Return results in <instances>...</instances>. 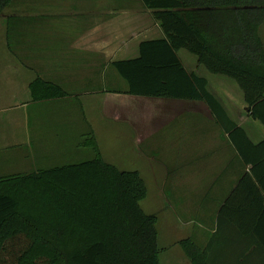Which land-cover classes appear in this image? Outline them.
I'll list each match as a JSON object with an SVG mask.
<instances>
[{"label":"trees","instance_id":"trees-1","mask_svg":"<svg viewBox=\"0 0 264 264\" xmlns=\"http://www.w3.org/2000/svg\"><path fill=\"white\" fill-rule=\"evenodd\" d=\"M139 1L164 35L142 41L138 57L112 62L125 93L204 101L239 163L206 245L179 244L190 264H264V138L253 141L207 78L177 56L187 50L209 73L234 80L264 128V0ZM11 2L0 0V14ZM29 89L35 101L67 95L39 77ZM88 134L90 159L0 177V264H160L156 217L140 206L143 178L106 162Z\"/></svg>","mask_w":264,"mask_h":264},{"label":"crops","instance_id":"crops-1","mask_svg":"<svg viewBox=\"0 0 264 264\" xmlns=\"http://www.w3.org/2000/svg\"><path fill=\"white\" fill-rule=\"evenodd\" d=\"M30 3L32 4V0H21L15 7L24 8ZM74 7L76 9L70 10L73 13L63 17L64 21L58 24L59 26L51 25L55 18L49 15H36L37 11L33 13L34 7L21 9L13 14H5L6 8L0 14V22L5 24L0 27V154L5 155L7 161H10L9 158L21 157L27 167L34 165L38 158L37 152H40L39 147H42L45 142L42 140L45 135L40 129L42 119H58L60 122H56L55 125L62 128L68 125L74 126V129L76 128L74 133L78 137V105L81 110L80 115L82 117L84 115V118L92 122L94 127L92 133L95 136L99 132L92 115L121 121L130 129V133L132 132L133 138L129 143L138 145L140 150H143L142 145L151 143L148 142L150 135H160L169 129L174 118L184 114L186 116L195 114L196 100L157 99L125 93L126 82L111 65L114 61L138 57L139 45L142 41L163 37V31L151 10L145 8L140 1L134 5H131V1L114 5L108 0V5H100L98 8L88 6L84 12L80 11L85 9L78 10L77 6ZM178 51L177 56L186 71L206 77L208 89L211 91V79L214 78H209L199 68L203 66L197 63V59L195 65L190 66L188 63L185 65ZM38 77L61 86L67 95L35 101L29 87ZM139 99L142 105L133 109L130 103ZM148 100L152 102L158 100L160 102L154 103L159 105L169 102L171 110H154L152 103ZM125 102L131 109L130 112L127 110L126 116L123 111L116 109L124 108ZM198 102L202 108H207L206 112L203 110L199 115L205 114L206 117L214 119L208 105L204 101ZM221 103L223 104L222 100ZM149 104L151 107H148ZM180 106L186 109L176 111L175 108ZM116 114H120L119 117H115ZM120 117H124V120H116ZM150 118H154V121L152 122ZM65 119L70 121L66 122ZM174 140L179 142L177 137ZM76 142L78 145V139ZM158 143L155 144L158 145ZM27 161H30V165ZM16 166L18 167V163ZM2 170L9 171L2 172ZM7 173H12L10 162L7 167L0 169V174ZM235 176L237 178V175ZM231 181L226 179L223 183L222 189H226L225 195L221 200L217 199L218 203L214 208L212 219L204 217L208 215V210L198 202L196 206L200 212L197 218L202 224L198 227L201 228L190 229L188 226L193 220L179 218L180 229L185 231V235L173 239L165 245L166 248L188 237L193 238L197 244H200L197 242L200 240L201 246L206 245L215 231L216 215L232 187ZM182 199L179 198L178 201L182 202ZM190 205L182 202L179 208L183 210V207ZM208 223H211L210 230L205 229L203 225ZM160 227V231L159 226L157 227L158 244L162 238L168 240L162 223ZM180 260L184 264H190L185 256L184 258L182 256Z\"/></svg>","mask_w":264,"mask_h":264},{"label":"rangeland","instance_id":"rangeland-1","mask_svg":"<svg viewBox=\"0 0 264 264\" xmlns=\"http://www.w3.org/2000/svg\"><path fill=\"white\" fill-rule=\"evenodd\" d=\"M129 1H131V5L139 2V0H109L114 5ZM18 2H21V0H13L12 4L5 10V14H13L21 11V9L34 7L33 13L37 11L36 15H49L56 19L52 21V26H59L58 24L63 23L64 19L62 18L70 16L73 13L70 10L76 9L74 6H77L78 10L79 8L85 9L80 11L84 12L88 6L98 8L100 5H108V0H32V4L30 3L29 6L16 8L15 5ZM19 15L23 14L19 13ZM4 25L0 22V27ZM259 34L264 44V22L259 27ZM178 55L186 63L185 65L187 63L190 66L196 64V57L187 50L180 49ZM199 68L209 78H214L211 79V92L218 96L220 101H223L229 116L247 131L253 141L257 142L264 138L263 126L247 115L246 104L236 82L222 75L208 73L203 67ZM150 98L160 99V97ZM148 102L152 103L154 110H171L169 102H163L162 105L154 103L160 102L158 100H154V102L148 100ZM123 104L125 105L124 108L117 107L116 109L123 111L126 116L127 110L130 112L131 109L127 102ZM130 105L133 109H137L142 105V102L139 99V101L131 102ZM79 107L78 105V137L74 133L76 129H74V126L68 125V127L62 128L55 125L56 122H60L58 119H42L40 120V129L45 135L42 138L45 142L42 147H39L40 152H37L38 158L36 157L37 160L34 165L27 167L21 157L9 158L10 161H7L5 155L1 156L0 154V169L7 167L9 162L12 169V173L0 175L6 176L59 165L74 164L93 157L92 149L84 146V142L89 137L88 133L93 132L92 128L94 127L92 122L84 118V115L83 117L80 115L81 110ZM148 107H151V105L149 104ZM175 109L181 111L186 108L180 106V108ZM203 110L206 112L207 108H202L196 100L195 114L189 116L184 114L174 118L169 129H166L160 135L153 134L148 137L150 141H147L151 143L142 145L143 150H140L138 145L129 143L133 138L132 132L130 133V129L121 121L107 120L92 115L99 132L97 136L94 133L92 134L103 159L122 170L138 171L145 182L146 195L140 202L141 209L147 214L155 215L156 227L159 226L160 231V223H162L163 230L168 238V240L162 238L160 240L161 244H158L160 264H184L180 259H182V256L183 258L186 257V255L179 244L180 241L178 244L172 243L170 248L165 246L173 239L185 235V231L180 229L179 218H191L193 221L188 228L199 230L198 228L201 227L198 226L202 224L197 218L200 212V209L196 206L198 202L208 210V215L204 217H211L212 219L214 208L218 203L217 199L221 200L225 195L224 191L226 189H222L223 183L226 179L228 181L232 180V183L236 178L234 166L236 167L239 163L235 157V152L215 120L206 117L205 114L199 115ZM119 115L116 114L115 117H119ZM123 118H116V120H124ZM153 119L150 118L152 122ZM65 121L70 120L65 119ZM175 137L178 138L179 142L174 140ZM157 142H159L158 145L155 144ZM16 163H18V167ZM27 163L30 165V161H27ZM5 171L9 170H2V172ZM179 198H183L182 202L191 204L189 207L182 208L184 212H181L183 210L179 208L182 203L181 200V203L178 201ZM214 198L215 200H213ZM202 214H204V209H202ZM203 225L205 229L209 228L210 230L211 223ZM197 242L201 246L202 242L200 240Z\"/></svg>","mask_w":264,"mask_h":264}]
</instances>
